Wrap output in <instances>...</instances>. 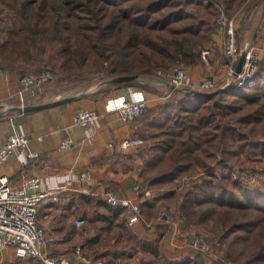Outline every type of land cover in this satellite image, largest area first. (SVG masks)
<instances>
[{
    "label": "trees",
    "instance_id": "trees-1",
    "mask_svg": "<svg viewBox=\"0 0 264 264\" xmlns=\"http://www.w3.org/2000/svg\"><path fill=\"white\" fill-rule=\"evenodd\" d=\"M245 1L20 0L14 9L18 22L4 10L10 6L0 8L8 20L0 30V67H18L12 61L24 58L20 77L46 70L36 71V60L53 41L60 42L58 51H66L71 58L73 53L86 56L99 49L107 62L105 77L149 75L153 68L166 69L174 62L193 66L204 61L203 50L218 30V5H223L227 16L239 12L240 17ZM61 15L65 20H59ZM30 16L34 23L27 22ZM46 16L55 19L51 28L44 24ZM3 22L0 18V24ZM244 24L242 19L235 30L238 44L247 30ZM72 43L73 51L68 49ZM128 83L106 85L94 94L100 97ZM137 119L139 145L134 155L142 160L141 201L149 186L169 185L181 174L199 170L182 204L189 208L207 201L222 208L218 239L210 241L224 251L221 264H264V184L260 190L250 191L233 171L264 161V59L241 87L209 96L173 91L170 97L147 101L146 110ZM200 170L207 177L200 175ZM249 234L252 242L247 240ZM240 241L248 246L234 249L232 242ZM184 264H207L206 257L196 252Z\"/></svg>",
    "mask_w": 264,
    "mask_h": 264
},
{
    "label": "crops",
    "instance_id": "crops-1",
    "mask_svg": "<svg viewBox=\"0 0 264 264\" xmlns=\"http://www.w3.org/2000/svg\"><path fill=\"white\" fill-rule=\"evenodd\" d=\"M246 37H253L260 59H264V26L255 34L247 33ZM224 38V32L216 30L206 63L187 67L191 82L197 83L208 75L219 83L227 79ZM23 61L19 58L12 61L18 67H0V104H38L70 97L59 105L27 113L6 112L0 108V145L13 130L23 132L32 138L28 148L39 154L29 159L25 149L18 150L0 164V175H7L12 186L19 185L27 177L37 176L43 182L42 188L52 191L49 198L39 205L37 212L39 224L44 227L47 236L42 250L50 256L67 257L74 264H77V260L73 247L78 242L85 253L102 257L109 264H160L159 258H174L176 263H173L180 264L184 259L193 257L196 252L187 248L190 235L187 229L182 230L180 222L169 234L162 221H153L154 216L149 222L141 217L129 233L125 221L132 216L131 213L124 208L112 207L105 200L107 192L135 198L133 186L139 182L142 164L141 158L134 155L139 145V140L135 138L139 123L137 120L121 122L117 107L124 100H156L165 92L161 87L165 86L163 79L149 77L142 81H130L100 97L94 94L97 89L89 87L43 96L40 90H36L39 98L35 103L29 99L33 94L23 93L18 88V79L24 72L20 67ZM82 108H93L101 115L95 126H71L74 113ZM39 136L42 139H38ZM69 136L74 139L73 147L58 150L60 141ZM89 138L91 142L87 140ZM72 168L73 173H70ZM83 170L91 171V179L86 183L90 193L72 188L58 191L67 178L74 180L75 185L79 184L77 176ZM82 186L80 183L79 187ZM138 199L141 200L140 197ZM141 202L146 206L144 201ZM70 218L82 219L84 222L77 227L68 222ZM146 254L153 261L146 259ZM136 259L139 262L141 260V263L136 262ZM0 264L40 263L34 257L19 258L14 247L8 246L0 249Z\"/></svg>",
    "mask_w": 264,
    "mask_h": 264
},
{
    "label": "built area",
    "instance_id": "built-area-1",
    "mask_svg": "<svg viewBox=\"0 0 264 264\" xmlns=\"http://www.w3.org/2000/svg\"><path fill=\"white\" fill-rule=\"evenodd\" d=\"M218 10L215 24L218 30L225 33L223 53L227 58V79L220 87L228 89L235 86L241 87L255 75L260 57L253 43L246 42L242 48L238 47L235 38L234 17L227 16L223 5H218ZM241 51H245L244 63L241 71L235 74L236 63ZM156 74L161 75L162 79H165L169 85L176 88L195 87V89L207 91L214 87V82L210 81L191 82L187 67L182 64L172 65L166 69H158ZM54 78V73L47 69L39 73H29L18 79V88L23 93L34 94L44 83ZM172 92L173 90L168 87V91H165L159 98L170 97ZM146 106L147 100L144 98L124 100L117 107L118 119L123 123L134 121L146 110ZM100 116L95 109H80L74 113L71 126H95ZM38 139H42V136H39ZM31 140L32 138L27 133L14 130L8 133L5 141L0 145V164L5 163L13 154L22 149L26 150V156L29 159L38 157L37 151L28 148ZM87 140L91 142L90 138ZM74 143V139L69 136L62 139L57 148L61 151L67 150L73 147ZM77 178L83 184L82 187H79V184L75 185V181L72 179H65L58 191L72 188V190L90 193L86 183L91 179V171L83 170L78 173ZM42 186L43 182L37 176L27 177L19 185L12 186L7 175H0V249L8 246L14 247L19 258L34 257L39 260L40 264H74L67 257L50 256L42 250V246L46 243V237L44 228L38 223L37 212L39 205L48 199L52 193L50 190L43 189ZM133 189L136 193L135 198L120 196L115 192L105 193V200L108 205L124 208L131 213V218L126 221V226L130 229L134 227L141 213L138 201L140 194L138 183L134 184ZM169 214H171V211L164 210L160 212V217H166ZM68 222L80 225L83 220L70 218ZM191 242L192 249L195 252L206 253L211 250L209 242L200 235L193 234ZM73 253L77 264H109L102 257L88 255L80 246H76ZM210 264L220 263L218 259H213Z\"/></svg>",
    "mask_w": 264,
    "mask_h": 264
},
{
    "label": "rangeland",
    "instance_id": "rangeland-1",
    "mask_svg": "<svg viewBox=\"0 0 264 264\" xmlns=\"http://www.w3.org/2000/svg\"><path fill=\"white\" fill-rule=\"evenodd\" d=\"M4 1L6 3H0V8L3 6H10L7 8H4V7L3 8L6 12H9L12 16H14L13 21L18 22V16L15 15V10L19 7L18 1H20V0H4ZM263 6H264V0H246L244 2V4L241 6V8H243L241 16L238 17L240 15L239 12H236L235 13L236 15H232V17H234V21H235V30H236V27L238 26L239 22L242 19H244V21H245V24H244L245 28L247 27V30L244 33L245 35L242 38V42L239 44H238V39H237V36L235 33V38H236V42H237L238 47L242 48L246 42H250V43H253V45H255L254 41H253V37L247 38L246 36H247V33H253L254 32V34H255L257 30L263 28V26H264ZM247 9H251V11L248 12ZM3 14L4 13L0 12V15H2V17H0V18L4 19V22L0 24V30L2 29L1 27L3 25H5V23L8 22V20H6L7 18ZM59 20H61V21L65 20V17H63L61 15L59 17ZM67 21H70L71 24L73 23V22H71L70 19H68ZM27 22H33V16H30L28 18ZM51 22H55V19L54 18L50 19V17L46 16V19L44 21L45 26L47 25V26H49V28H51L52 27ZM39 23L43 24L42 20ZM0 33H1V31H0ZM74 37L75 36H73V38ZM0 39H1V34H0ZM225 39H226V37L224 38V41H223V49H224V45H225ZM245 39H247V40H245ZM60 45H61L60 42H55V41H53L52 46L48 43L46 45V47L44 48L40 58H38V60H36V71L41 70V69H47V70L52 71L55 75V78L53 80H51L47 83H44V85L41 86L40 89H38V90H40L41 94L40 93L39 94L41 96H43L45 94L47 95L48 93L54 94L55 92H57V93H69V92L76 91L80 88H87V87L93 88V87H96V85L100 81L104 80L105 78L106 79L110 78V77H105V72H106L105 69L107 67V64H106L107 62H105L103 54H102V52L99 51V49L91 50V53L87 52L86 56H78V55H75V53H73L72 58H71L66 53V51L65 52L64 51L63 52L58 51V47ZM209 46L213 47L210 43L207 46V48H205L203 50L204 55H205L204 56L205 61H203V62H205V63L207 61V59H206V57L208 56L207 54H209V51L211 52V50H210L211 47H209ZM82 48H85V47H82ZM68 49H70L71 51L75 50L74 43H72L71 46L69 45ZM241 52H240V54H241ZM258 55L260 57L259 53H258ZM19 59L25 60L24 58H19ZM32 63H34V62H32ZM176 64L184 65L181 62H174L172 65H176ZM184 66H186V65H184ZM186 67H188V66H186ZM158 69H162V68L161 67L153 68L152 73H150L149 75H141V79H138V81H142V79L149 78V77H151V78L157 77L159 79H162L161 75L159 76L156 74V70H158ZM113 76H116V75H113ZM113 76H111V77H113ZM208 76L199 80V82L200 81H210L212 83L214 82V85H213L214 87L210 88V90H214L216 88H219L223 84V82L222 83L215 82V80H213L210 76L209 77ZM163 80H165V79H163ZM134 81H136V80H134ZM161 87L163 88V91H168V86H166V84H165V86L161 85ZM190 89H195V87H190ZM36 92L29 97V99L31 100L30 102L36 103V99L39 98L38 96H36V94H37ZM82 109H86V108H82ZM90 109H93V108H90ZM135 120L138 121V119H135ZM215 164H216L217 168H215L214 171H217L219 165H218V163H215ZM238 168L239 167H236L233 170L234 175L236 178L240 179L245 186H247L246 189H248L250 191L251 190H257L258 191L262 188V185L264 184V161H256V162L249 163L247 166L241 167L242 170H239ZM227 171H229V170H227ZM70 173H73V170H71ZM201 174L205 175L207 177L205 172L202 173L200 170V175ZM139 177H140V179H139V182H137V183H138L139 187H141L143 182H144L143 181L144 177L143 176H139ZM198 177H199V170L192 169L185 174H181L180 177H178L176 179V181L170 183L169 185H165V186L164 185H151L148 188H146L144 195H143V198H142V201H144V204L146 203V206H142L143 202L140 203L141 213H140V217L138 220H140L142 217V220L144 219L145 222H149L152 219V217L154 216L153 221L154 222L155 221L160 222V220H161L163 222V224L166 226L167 233H169V234H172V229L174 226H176V223L180 222L182 224V230L187 229L188 234L190 235V243H189V245L187 244V248H189V249L192 248L191 238H192L193 234L200 235L207 242H209V244L211 246L210 252H206V253L202 252L206 257V263H207V261H211L213 259H215V260L218 259V261H219V259L223 258V252L224 251L222 249L214 247V245H212L211 242L218 239L216 236H218L217 233H219L220 227L222 225L221 220H222L223 211H222V208L220 207V205L216 202L204 201L200 204L198 202L194 203L193 206L189 205V208H187L188 205L186 208H183V204L185 202L184 197L187 196V195H185V193L187 192L188 189L191 188L193 181L195 179H197ZM67 179H71V178H67ZM77 181H79L78 178H77ZM120 196H122V195H120ZM139 196H140V194H139ZM238 196L240 198H242V194H238ZM138 201H139V199H138ZM143 209H145V210L143 211ZM182 209H185V211L184 212L181 211ZM164 210H167L168 212L171 211V214H169L166 217H160V213L158 214L157 211L162 212ZM147 211H149V212H147ZM188 213H190L189 216L186 215ZM241 214L242 213H240L239 216ZM130 218L131 217H128V219H130ZM159 218H161V219H159ZM72 219H74V218H72ZM136 222H135V224H136ZM38 223H39V221H38ZM82 223L80 225H75V224H73V225L80 227L82 225ZM125 223H126V221H125ZM125 227L127 228V231L129 233L132 232L131 229H133V228L130 229L127 226H125ZM146 227H148V226H146ZM44 231H45V229H44ZM242 232H243L242 230H238V233L242 234ZM79 234H80V231L78 230L77 235L79 236ZM244 234L245 233L243 232V235ZM45 237H46V241H47L46 231H45ZM248 238H249V239H247L248 242L253 241L252 237H250V234H249ZM212 239H215V240H212ZM248 242H247V244L244 243L243 241L242 242L240 241L238 243L232 242V245H233L232 247L234 249L238 248L240 250V249H242V247H245L244 245L248 246ZM227 245H228V243H227ZM76 246L82 247L80 245V243L78 242V243L74 244L73 250ZM214 249H215V252H214ZM212 253L215 255H213ZM146 255H147L146 259H148V260L152 259V258H148L149 254H146ZM173 259L174 258H169V259L168 258H163V259L159 258L160 264H165L166 262H168V264H175L176 262ZM135 261L139 262V259H136ZM152 261H153V259H152ZM173 262H175V263H173ZM184 262H185V259L181 263L184 264ZM139 263H141V260ZM219 263L221 264L220 261H219Z\"/></svg>",
    "mask_w": 264,
    "mask_h": 264
},
{
    "label": "water",
    "instance_id": "water-1",
    "mask_svg": "<svg viewBox=\"0 0 264 264\" xmlns=\"http://www.w3.org/2000/svg\"><path fill=\"white\" fill-rule=\"evenodd\" d=\"M244 59H245V51H242L238 61L236 63V67H235V74L239 73L242 69L243 63H244ZM141 79V75L140 74H123V75H116L110 78H105L104 80L100 81L96 87H93L94 90L101 88L103 86L106 85H111V84H119V83H123V82H130V81H134V80H138ZM162 82H164L166 84V86H168L170 89H172L173 91H185L187 94H194V95H214L217 94L221 91L227 90L226 87H219L216 88L214 90H199V89H190V88H176L172 85H169L168 81L166 80H162ZM93 91V90H92ZM70 97H63V98H59L53 101H49V102H44V103H38V104H28V105H13V106H5L0 104V108L3 109V111L6 112H17V113H27L30 111H37V110H41V109H45V108H50L56 105H59L67 100H69Z\"/></svg>",
    "mask_w": 264,
    "mask_h": 264
}]
</instances>
